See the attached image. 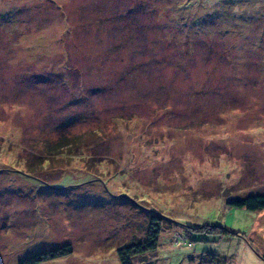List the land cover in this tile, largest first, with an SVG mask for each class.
Segmentation results:
<instances>
[{"label": "rangeland", "instance_id": "1", "mask_svg": "<svg viewBox=\"0 0 264 264\" xmlns=\"http://www.w3.org/2000/svg\"><path fill=\"white\" fill-rule=\"evenodd\" d=\"M261 191L264 0H0V264H264Z\"/></svg>", "mask_w": 264, "mask_h": 264}, {"label": "trees", "instance_id": "2", "mask_svg": "<svg viewBox=\"0 0 264 264\" xmlns=\"http://www.w3.org/2000/svg\"><path fill=\"white\" fill-rule=\"evenodd\" d=\"M46 150L48 153H52L53 148L52 146L46 147ZM55 151H58L55 149ZM230 203L237 207H245L246 209L250 210H257L264 208V191L257 192L254 194H248L242 198H237L235 200L230 201ZM157 226L152 231L151 235H149L146 239H141V241H137L134 244L130 243L129 245H125L122 248L118 249L117 254L120 261V264H131L130 257L134 254L142 253L147 250H152L156 247L157 244ZM69 251V248H67ZM59 253V252H58ZM56 254V251L52 250L48 252L47 254H39L35 258L36 260H40L45 258L46 255H54ZM205 260L200 259L201 262L205 263L208 262L209 256L206 254H203ZM19 264H24L23 261H19ZM30 263V262H28Z\"/></svg>", "mask_w": 264, "mask_h": 264}]
</instances>
